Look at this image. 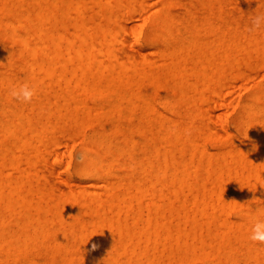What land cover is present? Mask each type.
Returning a JSON list of instances; mask_svg holds the SVG:
<instances>
[{"label":"bare ground","instance_id":"obj_1","mask_svg":"<svg viewBox=\"0 0 264 264\" xmlns=\"http://www.w3.org/2000/svg\"><path fill=\"white\" fill-rule=\"evenodd\" d=\"M149 1L0 0V264H264L249 239L264 73L234 118L242 139L223 113L222 133L211 122L230 81L264 68V30L248 31L264 0H158L147 15ZM25 82L31 102L10 95ZM85 124L76 177L55 187L60 133Z\"/></svg>","mask_w":264,"mask_h":264},{"label":"rangeland","instance_id":"obj_2","mask_svg":"<svg viewBox=\"0 0 264 264\" xmlns=\"http://www.w3.org/2000/svg\"><path fill=\"white\" fill-rule=\"evenodd\" d=\"M151 1V2H150ZM149 1V6H151V4L152 5H156V2H158V0H150ZM149 6H146L144 9H143V12H144V10H147V8H149V9H151V10H147V11H145L146 13H147V15H149L150 13H151V11H152V8L154 7V6H151V8L149 7ZM141 13H142V11H141ZM146 13H143V14H146ZM147 15H143V16H147ZM141 20H139L138 18H136L135 20H133V19H129V24H132V23H135V22H140ZM142 22V21H141ZM143 28V30L146 32V31H149L150 29H151V26L149 25V24H147V23H145V25L142 27ZM125 44V43H124ZM143 44L145 45V42H143ZM123 45V44H122ZM126 48H127V50L129 51V52H131V53H135L136 52V48H134V47H132V46H130V44L128 45V42L126 43ZM255 69H257L256 67H255ZM257 72L258 73V75L257 74H255V73ZM262 73H264V68H258V70L257 71H253L252 70V74L254 75V76H256V78L254 79V77H253V79L252 80H250L249 82L248 81H246V80H244V79H242L241 77H236V78H234L232 81H230V83L231 84H229L228 85V88H226V89H224L223 91H222V93L220 94V96H219V98H221L220 99V103H222L221 105L219 104V103H216V104H212V106H213V108H215L214 110L215 111H213V113L212 114H214L215 116L214 117H212V119H216L215 121H213V120H211V122H212V124L214 125V128H216V129H214V130H217V131H219V132H223V127L221 126V124L220 123H218V122H220V121H218V119H219V116H217L218 115V113L220 114V113H223V115H222V117H223V119H225V121H226V125H227V128H228V130H229V132L230 131H232L231 133H233V135L235 136V137H238V138H243V134L242 133H239V132H237V131H235V127H234V123H233V121H234V118L236 117V115L238 114V112L240 111V109H241V106L243 105V103L246 101V99H247V97L250 95V93H252L254 90H255V83L261 78L260 77V75L262 74ZM258 76V77H257ZM249 80V79H248ZM255 82V83H254ZM246 85V86H245ZM245 89V90H244ZM250 91V92H249ZM170 97H172V94L171 93H169V92H166V91H164V90H159L156 94H155V98L157 99V100H161V99H166V98H170ZM159 98V99H158ZM236 102V103H235ZM243 102V103H242ZM233 103H235V104H233ZM227 104H230V105H227ZM234 106H233V105ZM211 106V107H212ZM209 107V106H208ZM227 107H229V108H227L228 110L227 111H229V112H227V111H224V109H226ZM210 108V107H209ZM225 112H227V113H225ZM225 113V114H224ZM166 114L168 115V116H171V117H175V113H173V112H166ZM218 119H217V118ZM88 124H85V127H83V129H85V131L83 130L82 132H81V134H79L77 131H63L62 133H60V136H61V134H65V136L66 137H70L69 139H65L64 137L65 136H63V137H61V139L59 140L60 141V143L61 142H63V143H61V144H59L60 145V149L61 150H67L66 151V153L68 154V152L70 153L68 156H66L65 154H62V156H60L59 157V162H58V160L57 161H55L54 159H53V157H52V155L50 156V158L48 159L49 161H48V165H50V163L52 164V165H57V163H62V159L65 161L66 160V158H67V162H63V163H65L64 164V166H63V169H65V171H63V170H57V169H55L54 171H55V173L53 172V173H51L50 174V179L51 178H54V176H56L55 178L57 179V183L56 182H52V179H51V182H52V184H53V186H55V187H57V186H60L61 188H63V185H61V184H63V182H62V178L61 177H66V175H70V176H73V177H76V174H75V166H76V164L78 163V162H80L81 161V159H82V157H81V148L80 147H82L83 146V143H84V141H85V134H87V133H90L91 132V130H92V127L91 126H88ZM60 131H62V130H60ZM66 132V133H65ZM68 132H74V134L73 135H69V133ZM235 132V133H234ZM72 133H70V134H72ZM84 133V134H83ZM69 135V136H68ZM78 135V136H77ZM62 138H64V139H62ZM71 139H74V141L75 140H77V141H75V143H73L74 141L73 140H71ZM67 140V141H66ZM67 143L66 145H65V143ZM68 142L69 143H71V145H68ZM68 145V147H70V148H65V146H67ZM207 146L210 148V149H214L215 147H214V143L212 142V141H208L207 142ZM65 148V149H64ZM50 162V163H49ZM53 162H57V163H53ZM62 163V164H63ZM61 164V165H62ZM56 167V166H55ZM57 170V171H56ZM62 171V172H61ZM54 175V176H53ZM55 181V180H54ZM58 183H60V184H58ZM58 184V185H57ZM65 188V187H64ZM104 188V187H103ZM261 203L262 204H264V199H262L261 200ZM242 210V206L241 205H239V206H236L234 209H232V210H230L229 212H228V215H227V217H228V219L229 220H234V221H236V219H238L239 218V213H240V211ZM172 264H184V263H181V262H178V261H175L174 263H172ZM197 264H205V262L204 261H202V260H198L197 261Z\"/></svg>","mask_w":264,"mask_h":264},{"label":"clouds","instance_id":"obj_3","mask_svg":"<svg viewBox=\"0 0 264 264\" xmlns=\"http://www.w3.org/2000/svg\"><path fill=\"white\" fill-rule=\"evenodd\" d=\"M248 2L251 3L252 0H248ZM259 30H264V12L254 11L249 17L248 31ZM10 95L22 102H31L33 96L35 95V90L29 83L25 82L20 84L18 87L11 88ZM249 239L253 242L264 244V219H261L260 217L253 218ZM95 247L96 245H93V248Z\"/></svg>","mask_w":264,"mask_h":264}]
</instances>
